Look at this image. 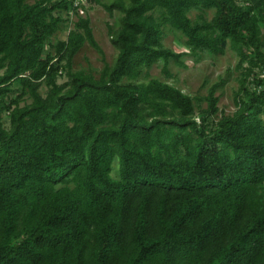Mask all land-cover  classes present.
Listing matches in <instances>:
<instances>
[{
    "label": "trees",
    "instance_id": "1",
    "mask_svg": "<svg viewBox=\"0 0 264 264\" xmlns=\"http://www.w3.org/2000/svg\"><path fill=\"white\" fill-rule=\"evenodd\" d=\"M90 1L119 13L98 76L72 69L85 42L101 52L87 17L49 41L80 0H0V264H264V0ZM166 25L192 52L230 43L232 114L208 122L220 82L142 79L180 62Z\"/></svg>",
    "mask_w": 264,
    "mask_h": 264
},
{
    "label": "rangeland",
    "instance_id": "2",
    "mask_svg": "<svg viewBox=\"0 0 264 264\" xmlns=\"http://www.w3.org/2000/svg\"><path fill=\"white\" fill-rule=\"evenodd\" d=\"M33 0H28L32 2ZM103 2H110L111 0H101ZM82 6L79 8L77 14L66 15L62 14L66 21L62 23L61 29L58 30L50 39V43L58 40L66 39L68 31L73 28L74 22L78 16L87 17L92 28L93 36L98 43L101 52L92 47L88 42H85L81 48L74 54L72 58L73 70H84L98 76L101 67L104 63L111 64L116 55L117 50L112 45L108 34L107 24L114 25L119 13L114 11L113 15L108 12L98 3L90 0H80ZM197 10H191L189 16L194 19ZM264 13V7L262 9ZM214 14V9L205 10V17L210 20ZM259 38L261 40L260 49L264 51V22L260 24ZM162 42L164 46L173 49L176 52H182L180 62L176 63L174 60H169L167 63V70L169 75H166L162 68L163 62L152 64L150 67L144 69L142 79L158 78L180 89L183 93L189 94L192 97L204 96L207 94L209 87L220 82L215 94L218 95V112L209 117V124L216 122L222 114H232L237 108L234 102V94L240 85L241 69L238 66L239 57L237 53L227 45L222 53L213 54L206 50H198L196 52L190 51L185 46V36L170 25L163 28ZM49 49L53 51L52 47ZM58 82L66 80L64 73L57 77ZM39 92L42 96L46 93V86L42 84L39 87ZM30 98L25 97L24 102H29ZM196 104V103H195ZM206 102L201 101L196 105V111L205 108ZM2 120L5 127H8L7 114H2Z\"/></svg>",
    "mask_w": 264,
    "mask_h": 264
}]
</instances>
